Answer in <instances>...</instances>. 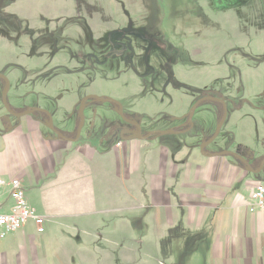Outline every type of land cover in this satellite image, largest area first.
Wrapping results in <instances>:
<instances>
[{
  "label": "rangeland",
  "instance_id": "rangeland-1",
  "mask_svg": "<svg viewBox=\"0 0 264 264\" xmlns=\"http://www.w3.org/2000/svg\"><path fill=\"white\" fill-rule=\"evenodd\" d=\"M0 75L3 111L41 109L54 132L75 133L81 101L94 96L117 102L142 137L153 133L133 138L115 104L87 99L76 146L93 157L73 185L41 182L46 209L21 187L48 219L42 234L0 239V264H240L217 248L235 235L230 198L248 196L243 183L203 211L184 201L193 204L186 183L202 185L208 156L241 170L217 154L264 161V0H0ZM204 95L222 103L201 102L188 123ZM245 181H264V170Z\"/></svg>",
  "mask_w": 264,
  "mask_h": 264
},
{
  "label": "crops",
  "instance_id": "crops-1",
  "mask_svg": "<svg viewBox=\"0 0 264 264\" xmlns=\"http://www.w3.org/2000/svg\"><path fill=\"white\" fill-rule=\"evenodd\" d=\"M13 110L16 112L26 111L19 108ZM47 123L48 120L43 113L35 111L17 117L3 111L0 107V179H17L22 188L26 187L33 193L39 192L38 203L41 210L51 205L49 198L40 197V194H42L41 188L60 177L66 179L67 185H73L72 175L75 174L76 176L80 171L85 170L87 166L83 164V160H90L94 155L93 149L87 144L76 146L77 141L72 142L59 138L47 127ZM56 129V132L67 139H71L70 135L74 134L73 131ZM127 144H129V141ZM65 153L68 154L66 157ZM126 154L128 152H125V156H128ZM208 158H210L211 165L202 166L204 168L200 176L202 185L189 186L186 183V187L197 190V192L190 191V193L196 194L195 199L191 201L193 202L191 206L186 203L189 199L184 201L193 211L197 212L198 209L203 211L202 206H212L224 197L226 198L228 193L226 189L230 188L231 181L237 182L240 180L248 195L252 187L258 183L245 181L247 172L241 170V168H236L232 165V162H216L212 160V157L208 156ZM214 164L218 165L215 170L212 168ZM227 164L235 169L226 171L224 167ZM196 173L195 171L192 177L195 178ZM68 177L70 178L68 179ZM41 182H43L42 187L38 188ZM80 185L86 189V184L81 183ZM199 195H202L201 200L198 199ZM247 198L248 196L244 197V194H235L234 197L230 198L232 208L238 209V218L235 220V235L232 234L231 237L227 236L223 239L224 242L221 245L219 243L217 253L219 251L221 257L225 253L227 258L231 255L239 259L240 264H264V212L260 210L249 212L245 203ZM3 201L8 203L10 200L4 198ZM27 203L33 208L29 201ZM242 208L244 209L243 214L240 215V209ZM231 215L232 211L230 217ZM41 216L45 218V221L48 219L43 215ZM26 229H33L34 231L33 225L30 224L22 232L19 231L14 234H17V236L20 234L24 238Z\"/></svg>",
  "mask_w": 264,
  "mask_h": 264
},
{
  "label": "built area",
  "instance_id": "built-area-1",
  "mask_svg": "<svg viewBox=\"0 0 264 264\" xmlns=\"http://www.w3.org/2000/svg\"><path fill=\"white\" fill-rule=\"evenodd\" d=\"M4 198L12 201V205L8 206ZM245 203L251 213L257 210L264 212V181L252 187ZM45 223V218L28 205L19 180L0 179V239L22 231L30 224L36 234H42Z\"/></svg>",
  "mask_w": 264,
  "mask_h": 264
},
{
  "label": "water",
  "instance_id": "water-1",
  "mask_svg": "<svg viewBox=\"0 0 264 264\" xmlns=\"http://www.w3.org/2000/svg\"><path fill=\"white\" fill-rule=\"evenodd\" d=\"M0 78L3 79V80L5 81V84H6V86H5V90H4V95H3V104L6 106V104H5V94L8 92L9 85H8V82H7V80H6L5 77H3V76L0 75ZM90 98H91V99H95V100H97V101H107V102H111V103L117 105V106H118V114H119V116L123 119V121H125V122H129V121L123 116L121 106H120L117 102H115L114 100H111V99H101V98H98V97L90 96V97H86V98H84V99L81 101L80 108H79V116H80V119H79V123H78L77 129H76V136H75V138H74V139H67L66 137H64V136L61 135L60 133H58V132H54V131H53V132H54L59 138H61V139H63V140L72 141V142L77 141V139H78V137H79V133H80L81 128H82V126H83V116H82V108H83V104H84V102H85L87 99H90ZM206 100H215V101H220V102L222 103V101H221L220 99H215V98H212V97H210V96H204V97H202L201 99H199V100L193 105V107H192V109H191V111H190V114H189V116H188V123H190V121H191V117H192V115H193V112H194L195 108H196L201 102L206 101ZM6 107H7V106H6ZM6 110H7V112H8L10 115L17 116V117H20V116H22V115H27V114H30L31 112H35V111L40 112V113H43V114H46V115L48 116V125H47V127H48L50 130H52V125H51V121H50V119H49V115H48L45 111H43V110H41V109H30V110H26V111H24L23 113H19V114H16V113L12 112V111H11L10 109H8V108H6ZM224 117H225V110H224V113H223L222 121L219 123V125H218V127H217L215 133L213 134V136H212L211 138H209L206 142L202 143V145L200 146V152H201L202 155H205V154H206L205 151H204L205 148H206V147H207V146H208V145L214 140V138H215L216 135L218 134L219 128H220V126H221V124H222V122H223ZM135 125H136V127H137V132L133 135V138H135V139H137V140H144V139L148 138L150 135L153 134V133H149V134L146 135L145 137H142V136H141V133H140V128H139L138 124L135 123ZM172 132H173V131H171V130H167V131H157V132H155V133L165 135V134H170V133H172ZM220 155H231V156L237 158V159L240 160L241 162L245 163V165H246V167H247V170L250 171L249 165H248V164H247L242 158H240L236 153L224 152V153H221V154H217V156H220ZM263 163H264V161L261 163L259 170H257V171L254 172V173H258V172H260Z\"/></svg>",
  "mask_w": 264,
  "mask_h": 264
},
{
  "label": "flooded vegetation",
  "instance_id": "flooded-vegetation-1",
  "mask_svg": "<svg viewBox=\"0 0 264 264\" xmlns=\"http://www.w3.org/2000/svg\"><path fill=\"white\" fill-rule=\"evenodd\" d=\"M3 80V79H2ZM4 81V80H3ZM5 82V81H4ZM6 85V84H5ZM4 93V92H3ZM205 96V95H204ZM203 96V97H204ZM117 106V105H116ZM118 107V106H117ZM12 112H14V113H16V114H19V113H23L22 111L21 112H16V111H14L13 109H10ZM46 115V114H45ZM47 116V115H46ZM48 117V116H47ZM128 120V119H127ZM129 122H125V123H127L130 127H131V134H133V132H137V127H136V125H135V123L136 122H134V121H132V120H128ZM137 124V123H136ZM173 131V130H172ZM130 133V132H129ZM134 133V134H135ZM133 134V135H134ZM76 136V134L74 135H72V136H70V138L71 139H74V137ZM238 156H240V158H242L248 165H249V168H250V171L251 172H256L257 170H259V168H260V165H261V163L260 162H257V163H255V164H253L252 162H250V160H249V157H250V155L248 154V152H241V151H239V152H237L236 153ZM237 161L239 162V164H240V166L243 168L242 170H244V171H248L247 170V167H246V165H245V163H243V162H241L240 160H238L237 159ZM254 165V166H253ZM264 170V163H263V165H262V168H261V170L260 171H263Z\"/></svg>",
  "mask_w": 264,
  "mask_h": 264
},
{
  "label": "trees",
  "instance_id": "trees-1",
  "mask_svg": "<svg viewBox=\"0 0 264 264\" xmlns=\"http://www.w3.org/2000/svg\"><path fill=\"white\" fill-rule=\"evenodd\" d=\"M46 118H47V120H48V117H47V116H46ZM75 134H76V131H75L74 135H75ZM241 152H244V153H245L246 151H241Z\"/></svg>",
  "mask_w": 264,
  "mask_h": 264
}]
</instances>
